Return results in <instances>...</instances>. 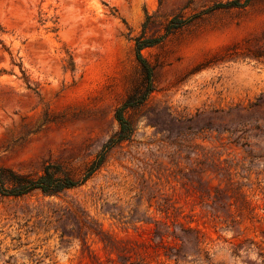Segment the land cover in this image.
Here are the masks:
<instances>
[{
    "label": "rangeland",
    "instance_id": "374dc122",
    "mask_svg": "<svg viewBox=\"0 0 264 264\" xmlns=\"http://www.w3.org/2000/svg\"><path fill=\"white\" fill-rule=\"evenodd\" d=\"M231 1L0 0V168L17 173L83 176L141 84L133 38L163 36L129 141L57 196L0 195V264H264V0L213 9Z\"/></svg>",
    "mask_w": 264,
    "mask_h": 264
},
{
    "label": "trees",
    "instance_id": "16d2710c",
    "mask_svg": "<svg viewBox=\"0 0 264 264\" xmlns=\"http://www.w3.org/2000/svg\"><path fill=\"white\" fill-rule=\"evenodd\" d=\"M239 5L237 0L226 4H215L213 9ZM150 16L146 17V21ZM186 20L172 17L165 25V34H169L185 24ZM163 36L146 37L140 34L133 38L135 59L141 71V84L131 90L126 99L116 108L114 117L119 129L103 144L95 158L85 169L81 177H75L59 163H47L38 174H22L11 169L0 168V195L21 197L35 191L46 196H57L66 190L76 188L86 182L105 162L110 150L124 141H129L134 132L132 123L126 116L130 109L141 106L153 91V66L142 55V49L158 44ZM176 237H178L176 235Z\"/></svg>",
    "mask_w": 264,
    "mask_h": 264
}]
</instances>
